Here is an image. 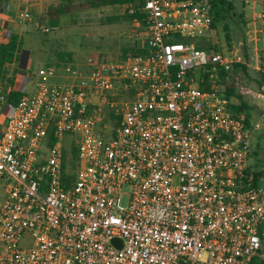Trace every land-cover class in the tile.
Here are the masks:
<instances>
[{
	"label": "built area",
	"instance_id": "1",
	"mask_svg": "<svg viewBox=\"0 0 264 264\" xmlns=\"http://www.w3.org/2000/svg\"><path fill=\"white\" fill-rule=\"evenodd\" d=\"M238 1L258 4L264 25V0ZM140 11L146 54L90 58L66 83L49 68L17 104L0 93V264H264L252 168L262 125L234 114L217 82L235 51L197 44L212 0H142Z\"/></svg>",
	"mask_w": 264,
	"mask_h": 264
},
{
	"label": "rangeland",
	"instance_id": "2",
	"mask_svg": "<svg viewBox=\"0 0 264 264\" xmlns=\"http://www.w3.org/2000/svg\"><path fill=\"white\" fill-rule=\"evenodd\" d=\"M71 1L78 4L83 0H32L31 2L21 0L20 2L23 5L19 11L27 10L32 14V20L22 23L24 26H28L33 22L39 23L41 28L42 26L50 28L51 31L47 34L54 38L52 40L53 49L49 48V51L52 53L51 55L54 56L56 52L61 51L73 53V62H66L62 66H55L57 70L60 69L62 73L63 69H65L64 67L69 64H75L76 66H80V71H83L82 73H87V64L90 58H101L111 62H118L124 60L128 54H132L129 51L134 50L136 45L133 42L129 43L128 35L132 34L134 36L135 31L141 29L142 25H136L132 20L128 19L127 16L130 9L127 6L82 9L73 14L62 16L59 27L56 29L52 28L49 25L48 18L44 15L45 13L43 14L44 7L47 5L59 6L61 4H68ZM241 13H244L243 19L239 17ZM246 14L257 27L253 28V31L255 30V34L258 36L256 40L252 37L249 39L247 37V31L249 29L248 23L246 22ZM257 20L261 22L260 7L256 3H251L246 9L240 8L236 16L231 14L225 22L230 26L232 39L230 44L226 38L224 23H220L216 31L206 37L199 38L197 42L200 45L217 43L227 54L234 50L237 54L238 62L245 65L246 69H240L239 73L231 77L227 82L225 81L226 83L221 81L220 86L222 90H225L229 86L236 91L237 95L242 96L251 108L248 112L251 121L261 122L262 129L254 137L252 162L256 167L259 166L260 170H264V102L255 98V94L264 88V85L261 86L264 74L263 71L255 69V67H259L260 65L259 60L257 63L252 62L253 65L250 64V66L249 63L251 62L248 60L251 54L256 55L257 53L258 56L261 54V45H263L261 43L262 27L257 25ZM36 32H40L41 36H47V34L39 30ZM7 35L4 33L0 36V42L8 38ZM132 39L134 40L135 38L133 37ZM249 42L251 48L247 45ZM28 47L29 51L34 50L32 46L30 47L28 45ZM126 50L128 53H125ZM245 60L247 63H244ZM15 68L9 65L7 66L8 80L15 81V76L17 75ZM83 68L85 70H82ZM52 81L53 79H51ZM0 93L4 94L3 89H0ZM232 100L233 102L237 101L235 98ZM107 122L108 133L110 134L111 129L115 126L116 120L112 115L108 114ZM74 140L75 137L72 136L65 138L64 143L66 149H72ZM73 152L74 149L69 154L71 160L74 159ZM33 243L34 240L31 237H25L22 239L20 245L23 249H30L33 247Z\"/></svg>",
	"mask_w": 264,
	"mask_h": 264
},
{
	"label": "trees",
	"instance_id": "3",
	"mask_svg": "<svg viewBox=\"0 0 264 264\" xmlns=\"http://www.w3.org/2000/svg\"><path fill=\"white\" fill-rule=\"evenodd\" d=\"M182 1V0H181ZM142 5V0H83L82 2L75 4L71 1L68 4H61L59 6L49 7L45 11V16L48 18L49 25L56 29L60 25V18L65 15L73 14L82 9H102L114 6L125 7L127 6L128 9H135V13L131 14L128 11V19L134 22L135 19H138L141 23V29L144 28V20L145 15L142 14L140 11ZM247 5L244 2H239L238 0H212V14H213V22L211 25V31L214 32L218 29V25L220 23H224V30L226 33V38L228 43L232 41L230 35V26L228 23H225L229 16L237 15V11L240 8H245ZM240 18H244V13L239 15ZM211 32V33H212ZM198 44V42H197ZM201 48H211V44H198ZM23 49V41L20 39L18 35L12 34L2 42H0V89H3L4 94H8L9 102L13 104L19 103L27 94L20 91H13L12 86L14 84L13 80L7 79V66L11 65L15 60H17L22 52ZM131 55H139V54H146L145 50H141L138 45H136L134 50H130ZM125 53H128L127 50ZM127 55V54H126ZM59 64L58 66H62V64L66 62H73V53L61 51L57 53ZM130 55L128 54L127 57ZM126 57V58H127ZM240 69H246L245 65L239 62H234L232 64V69L230 72H225L221 70L219 72V80L217 81L220 84L221 81H228L231 77L237 75ZM200 76L206 83L209 80V74L207 71L205 72L202 70L200 72ZM262 84L264 85V78L262 77ZM225 82V83H226ZM9 83V85H7ZM11 86V87H10ZM227 86V85H226ZM209 85L202 84V89H208ZM225 94L233 99L235 98L237 101L233 102L232 105V112L234 114H244L246 118V122L248 125L252 124L251 117L248 114L250 111V106L244 101L242 96L236 94V91L229 86L226 87L224 90ZM114 118V116H112ZM116 125V123H115ZM55 139L51 138V142H54ZM73 158H76V150L74 149ZM253 156V154H252ZM253 174L257 182H260L264 179V170H260L259 166H255L253 164Z\"/></svg>",
	"mask_w": 264,
	"mask_h": 264
},
{
	"label": "crops",
	"instance_id": "4",
	"mask_svg": "<svg viewBox=\"0 0 264 264\" xmlns=\"http://www.w3.org/2000/svg\"><path fill=\"white\" fill-rule=\"evenodd\" d=\"M29 1L30 0H23ZM21 0H0V36L4 33L8 34L7 37L11 36L12 34L18 35L20 39L23 41V49L22 52L17 60H15L11 65L12 67H16L15 71L17 70V75L15 76L14 85L12 86V90L24 92L27 95H32L37 91L38 82L40 77L49 69L55 68L58 66V56L57 52L53 55L49 51V48L53 49V41L54 38L50 36L49 33L51 30L48 27L41 26L39 23L31 22L28 26H24L22 23L26 22L18 17V13L20 12V8L23 3H20ZM55 6V5H54ZM53 5H47L44 7L45 13L46 9L49 7H54ZM247 7V6H246ZM245 7V9H246ZM31 21V20H30ZM252 19L248 18L246 14V22L248 23V31L247 37L253 38L256 40L258 36L255 34V30L253 28H257L255 23L251 22ZM134 23V22H133ZM22 25V26H21ZM257 25L262 27V36H261V54L258 56L251 54L250 58H248L249 66L252 62L257 63L258 60L260 61L259 67H255V69L259 71H263L264 74V25L262 21L260 22L257 20ZM46 28L49 31H46ZM47 34V36H41L40 32ZM129 43H134L138 45L137 41H134L132 38L134 36L128 35ZM247 41V40H246ZM32 46L34 48L33 51H29V47ZM249 48L250 42L247 44ZM251 50V49H250ZM47 51V52H46ZM252 51V50H251ZM244 63H247L245 60ZM88 66V65H87ZM261 66V67H260ZM63 72L61 73L60 69H56V76L53 78L52 83H66L73 80L74 74H81L83 71H80V66H76L75 64H69L64 67ZM89 70V67L87 68ZM82 70H85L84 68ZM87 70V71H88ZM37 72V74H36ZM264 78V76H263ZM263 80V79H262Z\"/></svg>",
	"mask_w": 264,
	"mask_h": 264
}]
</instances>
